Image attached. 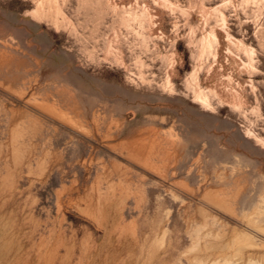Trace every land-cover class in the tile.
I'll list each match as a JSON object with an SVG mask.
<instances>
[{"label":"rangeland","instance_id":"1","mask_svg":"<svg viewBox=\"0 0 264 264\" xmlns=\"http://www.w3.org/2000/svg\"><path fill=\"white\" fill-rule=\"evenodd\" d=\"M0 264H264V0H0Z\"/></svg>","mask_w":264,"mask_h":264}]
</instances>
